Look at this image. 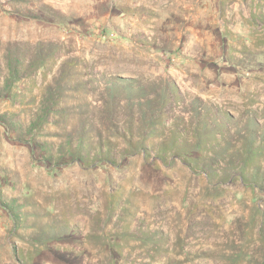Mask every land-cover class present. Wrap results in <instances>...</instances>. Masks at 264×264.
Listing matches in <instances>:
<instances>
[{
	"label": "rangeland",
	"instance_id": "obj_1",
	"mask_svg": "<svg viewBox=\"0 0 264 264\" xmlns=\"http://www.w3.org/2000/svg\"><path fill=\"white\" fill-rule=\"evenodd\" d=\"M0 264H264V0H0Z\"/></svg>",
	"mask_w": 264,
	"mask_h": 264
},
{
	"label": "trees",
	"instance_id": "obj_2",
	"mask_svg": "<svg viewBox=\"0 0 264 264\" xmlns=\"http://www.w3.org/2000/svg\"><path fill=\"white\" fill-rule=\"evenodd\" d=\"M173 146L175 147V145L173 144ZM177 147V146H176ZM178 152H180L181 154H184V155H186L187 153H186V150H185V148H186V146H184L183 144H179L178 145ZM165 150L164 151H166V147L164 148ZM174 151V150H173Z\"/></svg>",
	"mask_w": 264,
	"mask_h": 264
}]
</instances>
